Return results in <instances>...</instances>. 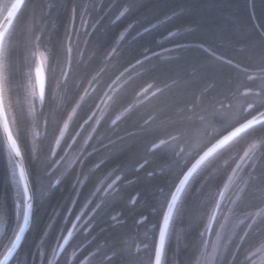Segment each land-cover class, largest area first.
Masks as SVG:
<instances>
[{"label": "trees", "instance_id": "trees-1", "mask_svg": "<svg viewBox=\"0 0 264 264\" xmlns=\"http://www.w3.org/2000/svg\"><path fill=\"white\" fill-rule=\"evenodd\" d=\"M38 48L43 98L32 92ZM0 86L33 198L9 264H153L181 177L264 110V0H24L1 47ZM252 143L239 185L223 197ZM227 205L212 264H252L264 245V121L193 173L161 264H200L219 222L216 215L208 238L212 215ZM24 210L0 126V261Z\"/></svg>", "mask_w": 264, "mask_h": 264}, {"label": "water", "instance_id": "water-1", "mask_svg": "<svg viewBox=\"0 0 264 264\" xmlns=\"http://www.w3.org/2000/svg\"><path fill=\"white\" fill-rule=\"evenodd\" d=\"M24 0H14L11 6L9 7L8 11L6 12L4 18L0 22V54H1V47L3 44V40L5 38V35L14 20L15 16L17 15L20 7L22 6ZM35 79H36V86L38 90V94L40 98H43L44 91H45V85H46V78H45V70L43 65L41 64V61L39 63V66L35 68ZM264 121V110L257 113L256 115L252 116L251 118L247 119L246 121L242 122L241 124L237 125L236 127L230 129L228 132H226L223 136H221L219 139H217L215 142H213L188 168V170L184 173V175L179 180L178 184L176 185L172 196L169 200V203L167 205L164 217L162 219L160 232L158 236L156 251H155V257H154V263L153 264H161L162 255H163V249L165 244V239L167 235V231L169 228V224L171 221V218L173 216V213L175 211L176 205L183 193V190L193 175V173L197 170V168L214 152L216 151L220 146H222L224 143L228 142L230 139L238 135L239 133L245 131L246 129ZM0 126L3 131L7 147L16 163L18 174L21 181V186L23 189L24 194V217L22 224L20 226V229L18 230L14 241L12 242L11 246L5 253V255L2 257L0 264H9V262L12 260V258L15 256L16 252L20 248L25 235L28 232V229L31 224L32 219V212H33V198H32V189L29 181V177L27 174L25 162L22 156V153L18 147V144L13 136L12 130L10 128L4 105L1 95V86H0ZM217 215V208L215 209L209 227L207 231L208 238L211 234L212 226L215 221ZM71 236V231L66 236L61 249L65 246L68 239Z\"/></svg>", "mask_w": 264, "mask_h": 264}, {"label": "rangeland", "instance_id": "rangeland-1", "mask_svg": "<svg viewBox=\"0 0 264 264\" xmlns=\"http://www.w3.org/2000/svg\"><path fill=\"white\" fill-rule=\"evenodd\" d=\"M11 1L12 0H1L0 1V19L3 17L5 11L7 10L8 6L10 5ZM40 61H41V64L43 65V67L45 69L46 56H45L44 51L42 49L38 48V50L36 52V63H35L34 68L39 66ZM34 81H35L34 84H32V92L33 93H35V87L37 88L35 76H34ZM66 126H67V123H66L65 127ZM254 148H255V144L252 143L251 146H249L246 149V151L244 152V154L240 160L238 169L230 176V178L227 182L223 197H229L230 198L233 195V193L235 192L234 188L239 185L238 175L241 171L240 168L249 159V156H250V154ZM232 190H234V191H232ZM228 193H229V195H228ZM228 205L223 206L217 212L218 213L217 217L219 215V222L217 223L216 232L212 238L209 249H207V251L204 252V255L202 256V258L200 260V264H212L213 263V259L215 257L214 256L215 252L218 250V246L220 244V239L223 238V236L225 234V228H226V225H228L227 222H228V220H230L229 217L232 213L231 212L232 207H229ZM217 207L219 208V205H217ZM22 213H23V204L21 203V212L19 215L20 219H21ZM231 220H233V217L231 218ZM18 229H20V228H18ZM16 231H18L17 228L15 229V234L17 233ZM68 232H66L65 235L61 239H59L58 250H61V246H62ZM252 264H264V245L260 246L256 251H254Z\"/></svg>", "mask_w": 264, "mask_h": 264}, {"label": "bare ground", "instance_id": "bare-ground-1", "mask_svg": "<svg viewBox=\"0 0 264 264\" xmlns=\"http://www.w3.org/2000/svg\"><path fill=\"white\" fill-rule=\"evenodd\" d=\"M45 70V69H44Z\"/></svg>", "mask_w": 264, "mask_h": 264}]
</instances>
